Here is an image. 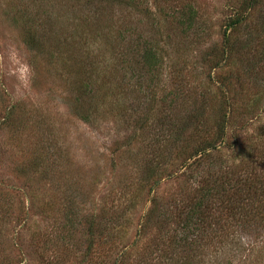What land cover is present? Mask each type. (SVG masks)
<instances>
[{"label":"rangeland","instance_id":"rangeland-1","mask_svg":"<svg viewBox=\"0 0 264 264\" xmlns=\"http://www.w3.org/2000/svg\"><path fill=\"white\" fill-rule=\"evenodd\" d=\"M243 2L0 0V264H264L258 201L249 218L221 221L213 242L194 244L198 226L177 224L218 173L182 167L215 131L217 80L233 77L228 143L243 153L214 159L242 171L264 155L261 8L232 31L234 55L212 78L205 60ZM190 8L199 19L187 31L180 15ZM125 40L161 51L151 89L134 80L136 56L124 64Z\"/></svg>","mask_w":264,"mask_h":264},{"label":"trees","instance_id":"trees-1","mask_svg":"<svg viewBox=\"0 0 264 264\" xmlns=\"http://www.w3.org/2000/svg\"><path fill=\"white\" fill-rule=\"evenodd\" d=\"M260 8L261 16L264 17V0H244L240 8L241 13L239 12L228 22L225 32L226 42L222 46L220 52L211 56L207 55L205 58L208 68L210 66V72L221 68L224 62H228L231 59L237 45L232 37V31H240L243 25L248 27L249 15ZM180 19L185 30L191 31L193 28L197 27L199 18L197 16V11L190 8L187 12H183L180 15ZM125 42L127 43L126 46L122 44L119 45V48L122 49L121 53L123 54V58H125L124 64H129V66L130 64L132 65L131 60L133 59H131V56H136L134 58L136 66L131 69V72L138 73V75H135L134 80L136 79V83L142 91L151 89L159 79L161 62H163L161 51H156L153 47L149 49L146 44L144 47L141 43L139 44L138 41L127 42L125 40ZM244 47H249L250 49V43H247ZM258 54H261L260 57L263 56L261 62L264 61V50ZM253 66H255V64ZM249 70H253V68L250 67ZM212 72L209 75L210 78H212ZM94 74H96V72ZM232 78L233 77H225L222 78L221 81L217 80V90L222 94V105L219 107L214 133H212L210 137H204L203 142L192 147L190 152L187 151L183 160L182 167L185 171L192 168L201 169L206 165H208L206 169H208L210 176V172L213 171L212 168L218 171L211 180L205 178L204 181L199 183L198 200L195 199V203L192 204L190 211L177 222L178 227L182 228L185 233L191 228L195 229V225L198 226L197 230L202 234L198 236L199 240L195 238V241H193L194 244L203 242L205 239H209L210 241L212 239L213 242L215 240L214 236H218L219 233L224 234V232H222L223 225L221 224V221H224V219L233 222L243 216V218H249L252 215L250 213L257 208L255 207L257 201L259 202V207H261L260 205L264 206V170L261 168L264 165V155L258 158L249 156L250 160L246 159L247 166L244 161H242L241 165L237 166H241L242 171H239V169L230 171V169L227 168L224 170V166L218 164L219 160L213 157L214 153L220 152L224 148L231 152L230 157L235 161H238L237 158L243 153L239 148H236L235 145H229L228 143V129L233 124V118L236 115H233L234 110L232 111V104L224 103V99H226L227 92L232 91ZM261 104L262 103L255 106L259 108ZM147 122L148 121H144V123ZM199 123L202 127L204 126L203 121H199ZM184 134L185 132L178 135V139L176 140L181 142V144L184 142L183 145L187 140L183 137ZM243 149L245 153L248 148L243 147ZM202 182L206 183L202 184ZM156 186L157 183L154 184L153 188ZM90 228L89 242L94 238L96 233V225L94 222L90 223ZM195 235L196 234H194L193 237H195ZM182 242L184 247L189 244L188 238L182 239ZM205 245L207 244L205 243ZM92 248L93 245L91 244L87 251L89 254ZM113 264L119 263L116 261Z\"/></svg>","mask_w":264,"mask_h":264}]
</instances>
